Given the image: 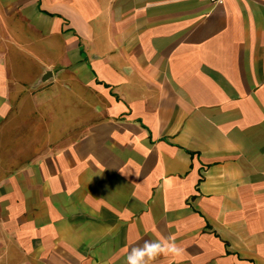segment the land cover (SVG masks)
<instances>
[{"label":"crops","instance_id":"crops-1","mask_svg":"<svg viewBox=\"0 0 264 264\" xmlns=\"http://www.w3.org/2000/svg\"><path fill=\"white\" fill-rule=\"evenodd\" d=\"M168 238L264 264V0H0V264Z\"/></svg>","mask_w":264,"mask_h":264},{"label":"clouds","instance_id":"clouds-1","mask_svg":"<svg viewBox=\"0 0 264 264\" xmlns=\"http://www.w3.org/2000/svg\"><path fill=\"white\" fill-rule=\"evenodd\" d=\"M184 254L173 238H168L166 243L160 241H145L142 246L133 247L127 254L125 264H150L160 256L179 257Z\"/></svg>","mask_w":264,"mask_h":264},{"label":"rangeland","instance_id":"rangeland-1","mask_svg":"<svg viewBox=\"0 0 264 264\" xmlns=\"http://www.w3.org/2000/svg\"><path fill=\"white\" fill-rule=\"evenodd\" d=\"M44 95H42L41 97H43ZM55 107V106H54ZM56 108V110H57V106L55 107ZM66 110V109H65ZM64 109L62 110V111H60V112H58L57 111V113H58V117H59V115H61L62 117H61V119L63 120V118H64V116H63V114H65V116H66V118H64L65 120H67L68 119V111H64ZM69 113H70V115L72 114V112H71V110H69ZM73 113H75V112H73ZM27 124H26V126H24V128H23V132H22V135H21V137H23V141L25 142V140H26V138H28L29 137V135H30V131H31V117L30 116H28V118H27ZM33 125H34V123H33ZM42 134V133H41ZM55 135L57 136L58 135V133H57V130H56V132H55ZM19 138V137H18ZM23 147H24V152H29L30 151V143L28 144V143H23Z\"/></svg>","mask_w":264,"mask_h":264},{"label":"built area","instance_id":"built-area-1","mask_svg":"<svg viewBox=\"0 0 264 264\" xmlns=\"http://www.w3.org/2000/svg\"><path fill=\"white\" fill-rule=\"evenodd\" d=\"M226 0H209L212 5L223 4Z\"/></svg>","mask_w":264,"mask_h":264},{"label":"water","instance_id":"water-1","mask_svg":"<svg viewBox=\"0 0 264 264\" xmlns=\"http://www.w3.org/2000/svg\"><path fill=\"white\" fill-rule=\"evenodd\" d=\"M52 72L51 71H47L43 77V81H47L48 79H50L52 77Z\"/></svg>","mask_w":264,"mask_h":264}]
</instances>
